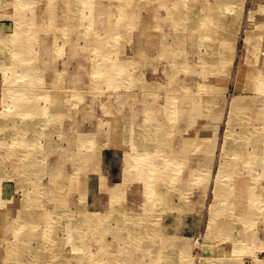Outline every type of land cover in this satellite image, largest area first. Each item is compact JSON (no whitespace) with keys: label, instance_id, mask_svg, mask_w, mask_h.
Listing matches in <instances>:
<instances>
[{"label":"rangeland","instance_id":"obj_1","mask_svg":"<svg viewBox=\"0 0 264 264\" xmlns=\"http://www.w3.org/2000/svg\"><path fill=\"white\" fill-rule=\"evenodd\" d=\"M0 36V264H264V0H0Z\"/></svg>","mask_w":264,"mask_h":264},{"label":"bare ground","instance_id":"obj_2","mask_svg":"<svg viewBox=\"0 0 264 264\" xmlns=\"http://www.w3.org/2000/svg\"><path fill=\"white\" fill-rule=\"evenodd\" d=\"M188 1V0H187ZM222 4V3H221ZM173 6H175V5H173ZM178 8V7H177ZM117 11V10H116ZM74 12V11H73ZM191 12V11H190ZM63 13V12H62ZM9 15H11V14H9ZM72 15V14H71ZM2 16V15H1ZM54 16V15H53ZM154 19V18H153ZM178 19V18H177ZM155 21H156V19H155ZM255 23H256V21H255ZM116 26V25H115ZM250 26V25H249ZM19 27V29L18 28H16L15 29V31H14V33H13V35H12V39H11V45H10V48L13 50H10V51H8V52H13L14 53V55H13V60L14 59H20V60H27V61H29L30 60V57H29V53L27 52V50H28V48L31 46L30 44L28 45V47H27V45L26 44H24V46L22 47V44H23V39H22V41H21V39H20V36H22V34H23V32L25 33V31H24V26H22V25H20V26H18ZM123 27V26H122ZM194 27V26H193ZM165 28V27H164ZM155 31V30H154ZM215 31V30H214ZM124 32V31H123ZM149 32H151L150 30H149ZM148 32V33H149ZM204 32V31H203ZM120 33V32H119ZM121 34V33H120ZM20 35V36H19ZM124 35V34H123ZM146 35V34H145ZM157 35V34H156ZM160 37V36H159ZM15 38V40H13ZM3 39H5L6 40V38H4L3 36H0V47L2 48V44H5V43H3ZM27 41H29L30 40V37L28 36V37H26L25 38ZM160 39V38H159ZM158 39V40H159ZM161 39H162V37H161ZM78 40V39H77ZM172 40V39H171ZM90 41H91V39H90ZM39 42V41H38ZM147 42V41H146ZM145 42V43H146ZM150 43V42H149ZM28 44V43H27ZM8 45V44H7ZM43 46H45L44 44H42V47ZM3 47H5V46H3ZM176 47H178L177 46V44H176ZM214 47H215V45H214ZM177 49H179V48H177ZM181 49V48H180ZM263 49V48H262ZM7 51V50H6ZM89 51V50H88ZM50 52V51H49ZM49 52H47V53H49ZM262 53H264V52H262ZM50 54V53H49ZM40 55V54H39ZM264 55V54H263ZM43 56V55H42ZM217 56V55H216ZM41 57V56H40ZM49 59V58H48ZM47 60V59H46ZM6 62V61H5ZM44 63V62H43ZM258 63V62H257ZM246 67V66H245ZM215 70H216V68H215ZM257 71V70H256ZM61 73V72H60ZM249 74H251V73H249ZM72 75V74H71ZM244 75V74H243ZM241 77V76H240ZM247 78H248V76H247ZM257 78V77H256ZM261 78V77H260ZM249 79H250V77H249ZM249 83V82H248ZM251 85V84H250ZM17 87H18V89H17ZM53 87V86H52ZM21 87H19V86H16V90H15V86L14 87H10V90H11V93H12V95L14 96L13 97V100L15 101V110H16V112L14 111L13 112V114H12V116L10 117V118H12L13 120L15 119L14 118V114H16L15 116H17L19 113V115H21L23 112H21L22 110H26V111H28L27 112V114H32V113H34L35 114V112L36 111H38V109L37 110H32V108L34 107V105H32L31 104V100H29V98H28V90H24L23 88L22 89H20ZM51 89V88H50ZM49 89V90H50ZM131 90V89H130ZM186 90V89H185ZM182 92V91H181ZM195 92V91H194ZM178 93V92H177ZM183 93V92H182ZM196 93V92H195ZM129 94V93H128ZM132 94V93H131ZM208 94V93H207ZM118 95V94H117ZM10 96V95H9ZM142 96V95H141ZM144 96V95H143ZM206 97V96H205ZM133 98H135V96L133 97ZM6 99H8V98H6ZM118 99V98H117ZM131 99V98H130ZM34 101H35V99H33ZM129 100V99H128ZM139 101V100H138ZM11 102V101H10ZM13 102V101H12ZM12 102H11V104H12ZM129 102V101H128ZM128 102H127V104H128ZM131 102V101H130ZM166 102V101H165ZM258 102H259V100H258ZM170 103H173V102H170ZM177 105V104H176ZM129 106V105H128ZM179 107V106H178ZM35 108V107H34ZM119 108V107H118ZM153 108V107H152ZM155 108H157V107H155ZM175 108V107H174ZM122 109V108H121ZM130 109V108H129ZM184 109V108H183ZM144 110V109H143ZM158 110V109H157ZM255 111H256V108L254 109ZM13 111V110H12ZM32 111H34V112H32ZM176 111V110H175ZM51 111H50V109L48 110L47 109V111L45 112V116H47V113H50ZM124 112V111H123ZM64 115V114H63ZM128 115V114H127ZM33 115H31V116H28V118L27 119H29L30 120V122L31 121H33V119H34V117H32ZM44 116V117H45ZM49 116V115H48ZM176 116H177V114H176ZM22 118H24V117H19L18 116V120L20 121L19 123H18V121H16L15 122V120H14V124H12V130H11V136H12V134L15 136V134H16V136L19 138V140H21V138H22V140L24 141L27 137L29 138L30 136H33V137H35V134H36V136H38L37 135V132H36V130L34 129V126L35 125H33V123H31V124H29V122L28 121H25L26 120V117L24 118V119H22ZM67 118V117H66ZM129 118V117H128ZM171 118V117H170ZM20 119H22L23 121H21ZM126 119V118H125ZM173 119H174V117H173ZM121 120V119H120ZM128 120V119H127ZM172 120V119H171ZM262 120V119H261ZM117 122V121H116ZM159 122V121H158ZM169 122V121H168ZM260 122V121H259ZM164 123V122H163ZM18 124H19V129H17V126H18ZM124 124V123H123ZM153 125V124H152ZM68 126V125H67ZM155 126H156V124H155ZM5 127V126H4ZM4 127H2L1 125H0V128L2 129L1 131H3L2 132V134H0V136L1 135H4L5 134V130H3V128ZM153 128V127H152ZM5 129V128H4ZM17 129V130H16ZM78 130V129H77ZM16 131V132H15ZM228 132V131H227ZM133 133V132H132ZM173 134V133H172ZM5 136V135H4ZM76 137V136H75ZM18 141V140H17ZM85 145V144H84ZM182 145V144H181ZM145 146V145H144ZM147 147V146H146ZM145 147V148H146ZM131 148H133V147H131ZM144 148V149H145ZM2 149V148H1ZM50 150V149H49ZM129 151V150H128ZM134 151V150H133ZM183 151V150H182ZM55 153V152H54ZM62 153V152H61ZM171 153V152H170ZM64 157H66V156H64ZM62 158V157H61ZM48 160V159H47ZM62 160V159H61ZM63 160H65V159H63ZM67 162V161H66ZM71 162V161H70ZM84 162V161H83ZM62 163V162H61ZM64 165V164H63ZM69 165H70V163H69ZM145 166V165H144ZM157 166V165H156ZM65 169V168H64ZM54 172L55 171H53L52 172V174H54ZM55 173H58V170H57V172H55ZM133 176V175H132ZM134 176H135V174H134ZM187 176V175H186ZM136 177V176H135ZM186 178V177H185ZM86 179V178H85ZM183 179V178H182ZM238 180V179H237ZM221 181V180H220ZM236 181V180H235ZM58 182V181H57ZM240 184H244V182L243 181H238ZM60 183V182H59ZM61 183H62V181H61ZM82 186H83V184H82ZM52 187V186H51ZM242 187V186H241ZM221 188V187H220ZM80 189V188H79ZM246 189L247 188H245V186H243L242 188H241V196H242V200L244 201V202H246L247 203V201H249V194H248V191H246ZM80 191V190H79ZM121 191V190H120ZM238 193H240V192H238ZM237 193V194H238ZM62 194V193H61ZM171 194V193H170ZM117 195V194H116ZM120 195V194H119ZM115 196V195H114ZM117 198V197H116ZM262 199H263V201H264V197H262ZM114 200V199H113ZM228 200V199H227ZM157 203V202H156ZM248 205H246L247 207L242 211L243 213H242V218H243V223H244V225L245 224H248V223H250V222H252L253 221V218H254V215H255V212H254V210H253V208L255 207V206H252L251 204H249V203H247ZM229 207V206H228ZM83 208V207H82ZM170 208V207H169ZM232 208V207H231ZM85 209V208H84ZM233 209V208H232ZM85 211V210H84ZM87 211V210H86ZM93 216V215H92ZM47 217H49V216H47ZM34 218V217H33ZM50 218V217H49ZM84 219V218H83ZM88 219V218H87ZM30 220V219H29ZM48 220V219H47ZM46 220V221H47ZM233 220V219H232ZM86 221V220H85ZM152 221H154L153 219H152ZM84 222V221H83ZM87 222V221H86ZM50 223V222H49ZM26 224V223H25ZM84 226V225H83ZM58 227V226H57ZM89 227V226H88ZM86 228V227H85ZM85 228H84V230H85ZM247 228V227H246ZM90 229V228H89ZM83 230V231H84ZM125 230V229H124ZM234 234V233H233ZM83 235V234H82ZM1 238V237H0ZM164 237H162V239H163ZM166 238V237H165ZM167 239V238H166ZM250 239H253V237H251V235H250V232H247V234H244L243 235V240H250ZM124 240V239H123ZM166 241V240H165ZM167 245V244H166ZM213 246V245H212ZM205 247V246H204ZM230 247V246H229ZM221 248V247H220ZM209 251V250H208ZM214 253V252H213ZM226 253V252H225ZM221 254V253H220ZM227 254V253H226ZM229 254V253H228ZM51 255V254H50ZM206 255V254H205ZM207 256V255H206ZM205 256V257H206ZM212 256V255H211ZM215 256V255H214ZM218 256V255H217ZM220 256V255H219ZM224 257V256H223ZM109 258V257H108ZM118 258V257H117ZM50 259V258H49ZM225 263V262H224ZM224 263H222V264H224ZM254 264H263L261 261H258V260H255V263Z\"/></svg>","mask_w":264,"mask_h":264}]
</instances>
